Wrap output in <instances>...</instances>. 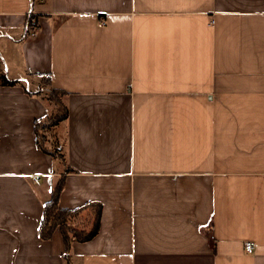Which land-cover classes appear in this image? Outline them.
Returning a JSON list of instances; mask_svg holds the SVG:
<instances>
[{
	"label": "crops",
	"instance_id": "obj_1",
	"mask_svg": "<svg viewBox=\"0 0 264 264\" xmlns=\"http://www.w3.org/2000/svg\"><path fill=\"white\" fill-rule=\"evenodd\" d=\"M0 264H264V0H0Z\"/></svg>",
	"mask_w": 264,
	"mask_h": 264
},
{
	"label": "trees",
	"instance_id": "obj_2",
	"mask_svg": "<svg viewBox=\"0 0 264 264\" xmlns=\"http://www.w3.org/2000/svg\"><path fill=\"white\" fill-rule=\"evenodd\" d=\"M3 82L6 84H14L16 81L9 80L6 78L3 80ZM49 92L50 93L48 97L54 105V110L45 121L37 120L36 122L37 143L38 146L45 152H48L53 156L56 155L64 158V155L62 156L60 155V153H56L55 151L47 148L46 144L44 143L46 141L45 136L42 133H40L42 129L52 127L58 122L66 119L68 116V108L63 99L65 91L50 88ZM70 170L71 168L69 167L67 171ZM64 184H65V175H61L58 179L55 180L52 189L51 199L45 202L43 205V211L39 223L38 233L42 239H52L55 231L59 229L61 231V234L65 242V257L67 261L70 263L69 252L71 248V242L73 240H79V241L89 240L98 233L102 205L101 203L98 202H90L77 208H72V209L60 208L59 200H60L61 192L64 188ZM88 207H91L93 209V223H92V228L89 231L78 229L72 226L68 222L71 217L79 214ZM209 233L210 232H208L207 234L210 244L215 249L216 240L212 236V234Z\"/></svg>",
	"mask_w": 264,
	"mask_h": 264
},
{
	"label": "rangeland",
	"instance_id": "obj_3",
	"mask_svg": "<svg viewBox=\"0 0 264 264\" xmlns=\"http://www.w3.org/2000/svg\"><path fill=\"white\" fill-rule=\"evenodd\" d=\"M49 89L50 88H48V89H46L47 90V93L45 94V95H48L49 96ZM59 123V122H58ZM56 125V124H55ZM54 126V125H53ZM52 126V127H53ZM48 129H50V127L48 128ZM45 132H46V134H45ZM40 133H42L44 136H45V139H46V141L44 142L46 145H47V148H49V149H51V150H53V151H55L56 153H60V155H62L63 156V150L61 149V147L59 146V141H61L62 142V139H63V134H60V135H52V133H51V135H49V137H50V143H48V139H47V135H48V131H47V129H42L41 130V132ZM61 137H62V139H61ZM52 141H58L59 143H57L58 144V146H57V144H51L52 143ZM62 152V153H61Z\"/></svg>",
	"mask_w": 264,
	"mask_h": 264
},
{
	"label": "built area",
	"instance_id": "obj_4",
	"mask_svg": "<svg viewBox=\"0 0 264 264\" xmlns=\"http://www.w3.org/2000/svg\"><path fill=\"white\" fill-rule=\"evenodd\" d=\"M38 27H39V26H38V21H37V19L34 18V17H31V18L29 19V22H28V25H27V28H29V32H30L31 34L35 33V32L37 31ZM34 179H35V180H38L39 177H36V176H35ZM245 249H246L248 252H253V251L255 250V246H254L251 242L247 241V242H245Z\"/></svg>",
	"mask_w": 264,
	"mask_h": 264
}]
</instances>
